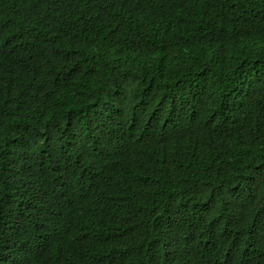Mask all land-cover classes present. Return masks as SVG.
Segmentation results:
<instances>
[{
    "label": "trees",
    "instance_id": "obj_1",
    "mask_svg": "<svg viewBox=\"0 0 264 264\" xmlns=\"http://www.w3.org/2000/svg\"><path fill=\"white\" fill-rule=\"evenodd\" d=\"M0 264H264V0H0Z\"/></svg>",
    "mask_w": 264,
    "mask_h": 264
}]
</instances>
